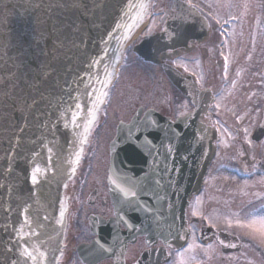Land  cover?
I'll list each match as a JSON object with an SVG mask.
<instances>
[{"label": "flooded vegetation", "instance_id": "flooded-vegetation-1", "mask_svg": "<svg viewBox=\"0 0 264 264\" xmlns=\"http://www.w3.org/2000/svg\"><path fill=\"white\" fill-rule=\"evenodd\" d=\"M189 3L199 9L207 26L205 37L189 51L172 58L162 55L159 63L146 61L133 51L143 37L161 29L167 15L164 8L146 16L145 27L122 51L75 176L60 199L66 224L55 264H137L144 253L143 264H180L181 259L186 264H264V246L242 230L226 231L225 225L232 213L244 216L264 208V188L248 192L236 181L240 171L243 176H264V32L258 31L262 0ZM199 97L209 99L203 116L216 130V153L202 190L185 207V222L182 216L178 221L175 208V214L164 215L158 222L166 227L169 218V232L147 230L135 235L124 212L146 204V193H136L141 198L132 206L122 204L128 197L124 193H109L110 144L114 141L118 147L120 175L134 180L146 179V150L142 157L136 148L142 137L126 135L118 126L134 116L140 120L146 112L174 121L191 111ZM126 144L131 146L128 152ZM152 155L150 162L157 165ZM158 174L156 170L154 175ZM210 177L214 181L207 184ZM242 193L250 195L242 198ZM220 241L236 247H224ZM190 244L199 247L189 249Z\"/></svg>", "mask_w": 264, "mask_h": 264}, {"label": "water", "instance_id": "water-1", "mask_svg": "<svg viewBox=\"0 0 264 264\" xmlns=\"http://www.w3.org/2000/svg\"><path fill=\"white\" fill-rule=\"evenodd\" d=\"M147 1L0 0V264L55 263L65 227L59 201L76 168V153L81 156L85 143L81 140L90 129L85 132L88 112L94 105L97 111V98L102 100L125 40L146 10L140 5ZM204 30L196 9L174 0L163 28L134 50L158 62L166 50L174 55L188 50ZM168 34L175 38L169 41ZM75 102L82 105L78 126L70 123ZM203 110L197 104L193 112L175 122L149 114L126 124L146 127L132 132L146 135V170L157 151L161 167L166 165L172 173L162 178L160 186L149 176L140 184L121 179L116 174L112 143L109 192L123 193L121 188H125L146 193L147 198V193H174L176 205L184 212L190 197L200 190L215 151V132L203 121ZM157 134L167 135L166 146L149 145V137L154 139ZM35 166L45 174L33 185L30 173ZM129 214L134 215L139 231L145 232L144 212ZM33 245L46 259L20 256L24 247L31 251Z\"/></svg>", "mask_w": 264, "mask_h": 264}, {"label": "snow or ice", "instance_id": "snow-or-ice-1", "mask_svg": "<svg viewBox=\"0 0 264 264\" xmlns=\"http://www.w3.org/2000/svg\"><path fill=\"white\" fill-rule=\"evenodd\" d=\"M190 2V0H189ZM141 8H145L146 5H140ZM190 7H195V5H191ZM209 7H211V5H209ZM219 23V21H217ZM226 23V21H225ZM151 31V30H149ZM169 35V41L171 39H174L175 36L174 34H168ZM169 52H171V49H169ZM225 61H227V57H225ZM225 68H227V63H225ZM109 76H111V73L108 74ZM110 83V80L108 81ZM93 91H95V89H93ZM88 95H91L90 93H87ZM103 96H106L107 93L104 92L102 93ZM79 98H77L78 101ZM103 101L100 98H97L96 104L102 103ZM71 107H69V111H71ZM74 108L75 111H71V120L70 123L73 125H77V120L79 118V113L82 110V105L79 102H75L74 103ZM63 115V114H62ZM88 115L90 117V119L88 120V125H86L85 127V132L88 131V128L90 127V125L92 124V122L95 120L96 118V111H95V105L93 107L92 110H89ZM67 127V125H65ZM86 135L85 137L81 140V143L86 142ZM169 151H171V149H169ZM49 152H51V149H49ZM80 159V153H76V162H79ZM45 174V170L42 169L39 166H35L33 167V169L31 170L30 173V180L31 183L33 185H36L39 183L38 180V176H42ZM121 191L124 193V195L127 196H135L136 193L133 191H130L128 189L125 188H121ZM28 208L24 209V212H27ZM193 215H196L195 212H193ZM61 216H63V211L61 212ZM121 219H123L121 217ZM25 225L29 224V220L27 217H25L24 220ZM225 225H226V231L232 230V229H239L242 230L244 232V235H246L250 240L255 241L258 245L260 246H264V208L262 209H257L254 212H249L248 214L241 216L239 213H232L231 217H228L225 219ZM212 227H216L215 224L210 225ZM21 232H23V229L21 228L20 230ZM21 239H23V236H21ZM220 243L224 246V247H236L235 243H228L225 244L224 241H220ZM101 247H103V245H101ZM193 247H199V245H188L189 249H192ZM9 251H11V249H9ZM37 255H39V258L41 260L46 259L45 257V253L41 252L35 245L32 246V250L30 251L28 247H24L23 250L20 252V256L25 257L27 259H31L33 261H35L37 259ZM183 254L181 253V256ZM13 264H18V262L14 261ZM180 264H186V262L181 259Z\"/></svg>", "mask_w": 264, "mask_h": 264}, {"label": "rangeland", "instance_id": "rangeland-1", "mask_svg": "<svg viewBox=\"0 0 264 264\" xmlns=\"http://www.w3.org/2000/svg\"><path fill=\"white\" fill-rule=\"evenodd\" d=\"M171 3H172V0H153L151 2V4L149 5V8H150L151 12H156L155 9L159 8V7H164L165 11H167V9ZM262 5H263V10H262L261 15H260L261 26H259V29H258V31H260V32H264V0H262ZM228 163H230V165L232 167H234L233 164H235V163H233V161L231 159H228ZM227 177H229V176L227 175ZM213 181H214L213 178L210 177L207 179L206 183L212 184ZM237 182H238L239 186H241L240 189L245 188V190H247L248 192H250L251 190H255V189L261 190L264 188V176H260L256 173H251L250 175L247 176V178L240 177V180ZM218 187H220V186H218ZM243 195L248 196V195H250V193H242V196ZM242 198H244V196Z\"/></svg>", "mask_w": 264, "mask_h": 264}]
</instances>
